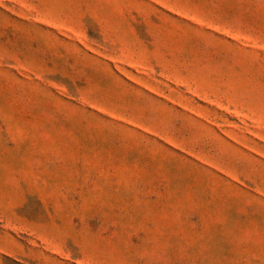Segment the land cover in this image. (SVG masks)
Masks as SVG:
<instances>
[{
  "label": "rangeland",
  "instance_id": "1",
  "mask_svg": "<svg viewBox=\"0 0 264 264\" xmlns=\"http://www.w3.org/2000/svg\"><path fill=\"white\" fill-rule=\"evenodd\" d=\"M0 264H264V0H0Z\"/></svg>",
  "mask_w": 264,
  "mask_h": 264
}]
</instances>
